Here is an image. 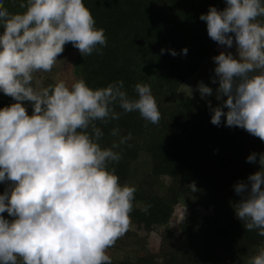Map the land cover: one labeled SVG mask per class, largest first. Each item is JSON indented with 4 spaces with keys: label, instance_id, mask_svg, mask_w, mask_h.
I'll return each mask as SVG.
<instances>
[{
    "label": "clouds",
    "instance_id": "clouds-1",
    "mask_svg": "<svg viewBox=\"0 0 264 264\" xmlns=\"http://www.w3.org/2000/svg\"><path fill=\"white\" fill-rule=\"evenodd\" d=\"M225 3L200 16L210 39L237 49V55L213 57L221 104L213 108L208 101L211 122L219 126L226 116V126L264 141V0ZM19 6L25 11L11 13L0 0V91L15 101L0 108V182H11L0 194V264H112L107 250L130 228L137 189L122 185L109 165L121 160L116 149L132 134L113 127L118 141L102 147L98 122L119 120V107L158 124L156 98L145 83L130 97L123 80L95 89L84 79L59 81L37 90L34 74L51 72L66 44L86 57L102 54L107 37L84 0H22ZM197 90L201 98L214 94L202 81ZM25 101L32 102L31 115ZM257 161L260 170L234 185L241 197L234 210L247 231L264 237V152L247 157ZM189 187L194 191L195 182ZM247 264H264V247Z\"/></svg>",
    "mask_w": 264,
    "mask_h": 264
},
{
    "label": "trees",
    "instance_id": "trees-1",
    "mask_svg": "<svg viewBox=\"0 0 264 264\" xmlns=\"http://www.w3.org/2000/svg\"><path fill=\"white\" fill-rule=\"evenodd\" d=\"M21 2L3 0L11 13L25 11ZM84 2L96 27L105 30L107 46L102 54H80L73 82L84 79L95 89L123 80L132 98L137 83L148 84L161 112L160 122L152 124L138 112L123 113L117 107L122 113L119 120L107 125L98 122L104 132L102 147L118 141L110 135L113 127L118 126L123 136L132 134L116 149L121 160L109 165L122 185L137 189L131 227L108 249L112 264H247L264 247V237L256 230L247 231L236 217L234 204L241 197L234 185L260 170L258 161L249 163L247 157L264 152V141L239 127L226 126V116L219 126L214 125L209 99L184 89L220 54V45L209 38L200 16L211 6L225 8V0ZM185 47L186 55L182 54ZM172 49L178 54L173 56ZM73 52L79 50L68 43L60 56ZM207 76L212 83L215 72ZM215 84L219 85L218 80ZM12 103L13 98L0 91V108ZM193 182L194 191L189 187ZM10 183L0 182V194ZM179 205L204 208L208 213L182 231L170 226ZM3 216L13 219L7 212ZM154 243L156 251L151 249Z\"/></svg>",
    "mask_w": 264,
    "mask_h": 264
},
{
    "label": "rangeland",
    "instance_id": "rangeland-1",
    "mask_svg": "<svg viewBox=\"0 0 264 264\" xmlns=\"http://www.w3.org/2000/svg\"><path fill=\"white\" fill-rule=\"evenodd\" d=\"M220 52H231L233 55H237V49L235 43L232 48L228 49L226 46H219ZM80 53L73 52L66 56H59L58 60L51 72H37L34 74V87L37 90L48 87L49 85H54L59 81H64L68 85H71L75 78L74 68L79 64ZM215 63L213 62L206 64L205 73L196 74L194 77L190 78L187 83L184 85V89L188 93H192L197 90L198 84L202 81L209 87L213 89V95L206 97L211 100L216 106L221 104V101H218L215 97V90L219 85L213 84L210 81V77L207 76V73L214 71ZM199 92V91H198ZM227 97H224L226 99ZM25 107L27 108L28 114L31 115L33 112L32 102L25 101ZM208 213V210L204 208H193L190 206L179 205L176 207L174 214L172 215L170 226L172 228H180L182 231H185L189 228L197 219L203 218V216ZM131 227V224H130ZM153 239L155 242H159V237L157 234H154ZM152 250H157V244L152 245ZM107 254L109 251L107 250Z\"/></svg>",
    "mask_w": 264,
    "mask_h": 264
}]
</instances>
